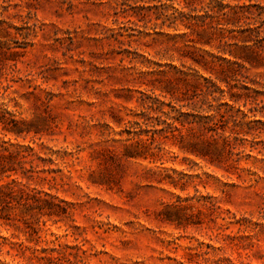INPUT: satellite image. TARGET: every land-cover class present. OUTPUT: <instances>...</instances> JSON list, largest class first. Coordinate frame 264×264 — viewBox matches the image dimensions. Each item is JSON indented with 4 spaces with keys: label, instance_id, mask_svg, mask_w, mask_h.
<instances>
[{
    "label": "rangeland",
    "instance_id": "obj_1",
    "mask_svg": "<svg viewBox=\"0 0 264 264\" xmlns=\"http://www.w3.org/2000/svg\"><path fill=\"white\" fill-rule=\"evenodd\" d=\"M263 10L0 0V264H264Z\"/></svg>",
    "mask_w": 264,
    "mask_h": 264
},
{
    "label": "trees",
    "instance_id": "obj_2",
    "mask_svg": "<svg viewBox=\"0 0 264 264\" xmlns=\"http://www.w3.org/2000/svg\"><path fill=\"white\" fill-rule=\"evenodd\" d=\"M226 7L227 6H212V7H208V8H210L209 11H211L213 14L218 15V16H223V22L216 21V24H215L216 27L215 28H217L219 26V29H220V27L222 29V27H225L227 25H236L239 22V20L242 19V16H244V14L242 13L243 12L242 6H240V7H237V6L236 7H230L228 11H224V9ZM260 9H262V8H260ZM175 13H177V14H175ZM205 13H207V12H205ZM187 15L188 14H185L183 12L175 11L172 14L171 24H170L171 26L170 27H173V28L177 27L175 25V23H178V22H181V23H184L185 24L184 20L185 21H190L191 16H187ZM260 15L261 14L259 13L258 16H260ZM169 19H170V17H169ZM192 19L202 20V17L199 16V17H194ZM245 19H248V16H246ZM245 24H246V28H243V29L240 30V35H246V38H244L243 41H242L243 48H247L246 45H248V43H250V42H254V43L259 42L260 43L261 41H264L263 39H258V36H257V34H259V32H260L259 31V28L261 26H257L255 28H251L250 27V22H245ZM202 26H204V24H202ZM260 46H262V45H260ZM255 59H259V57H258L257 54L255 55ZM193 61H195L198 65H201V63L198 62L197 60H193ZM223 61L226 62V63H228L229 66H231V64H232V63H229L228 60H226V61L223 60ZM204 63L205 64L202 65L203 69L204 70L209 69L208 63L205 62V61H204ZM208 82H209L208 79L204 78V83H205V84H203V88L204 89L201 87L202 88L201 91L203 92L204 95H207V94L209 95L210 94L209 88L207 86V83ZM194 96H195V94H194ZM168 105H170V104H168ZM169 107L171 108L172 111H174V107L173 106H169ZM179 115L180 116H183V117H187V118L188 117H191L192 120H187V118H186V124L187 125H190V126L193 125V124H195V123L200 124L202 121H204V122H202L203 127H204V124L205 123L206 124H208V123H214L215 118L217 116H219L218 122L224 123V124L227 123L226 122V119H224V116L221 113H219L218 111L215 112L214 116H211V117L210 116H199V115H196V114H188V113H183V112H179ZM171 119H172V124L175 121H179V119L178 118H175V117H172ZM179 122L182 123V121H179ZM204 129L207 130V131H213V129H211L209 126L204 127Z\"/></svg>",
    "mask_w": 264,
    "mask_h": 264
}]
</instances>
